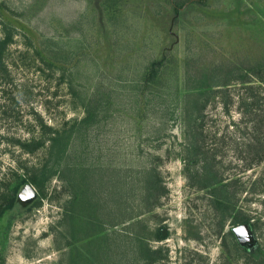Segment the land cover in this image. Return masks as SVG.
Returning <instances> with one entry per match:
<instances>
[{"label": "rangeland", "instance_id": "obj_1", "mask_svg": "<svg viewBox=\"0 0 264 264\" xmlns=\"http://www.w3.org/2000/svg\"><path fill=\"white\" fill-rule=\"evenodd\" d=\"M5 35L0 264H264V0H0Z\"/></svg>", "mask_w": 264, "mask_h": 264}, {"label": "trees", "instance_id": "obj_2", "mask_svg": "<svg viewBox=\"0 0 264 264\" xmlns=\"http://www.w3.org/2000/svg\"><path fill=\"white\" fill-rule=\"evenodd\" d=\"M181 7V6H179ZM176 10H178V7L176 8ZM179 14H181V12H179ZM8 37L5 35L4 37L0 38V73L1 71L4 70V64L2 61V57H1V53L4 50V47L8 44ZM157 64L156 61H152L148 67L149 70H147L148 72L146 73L147 76L152 74V68ZM248 80H241L240 83H242L243 88H244V97H240V100H245V99H250L251 98V91H252V86L250 84H248ZM201 87H207L206 85H204L203 83L200 84H196L195 86H193V88H201ZM203 106V105H202ZM54 133V132H52ZM57 137H49L47 139L49 147H52L53 145H55V141L57 140ZM30 182L35 183L37 186L39 185V183L37 182L36 178L32 177ZM16 187H12L11 191H7L6 186L0 187V213H2V210L5 208H7V204L10 205L11 202H13L15 200L16 197ZM81 219V218H80ZM83 220H81L82 222V226L86 227L88 225V220L85 218H82ZM75 222H80L79 218L75 219ZM71 228L73 229L74 226H71ZM156 240H162L163 238H165L164 236L160 235V230H158L156 232ZM143 237V236H142ZM142 237H138L137 238V242L139 245L140 250L142 251V260L144 262V264H152L155 261H158L162 258H164L163 254H161L162 250L164 249L163 247H156V248H148L147 245L145 243H143V239ZM239 244V243H238ZM250 244V243H249ZM249 244H245V245H241L239 244L241 247H244L246 245Z\"/></svg>", "mask_w": 264, "mask_h": 264}, {"label": "water", "instance_id": "obj_3", "mask_svg": "<svg viewBox=\"0 0 264 264\" xmlns=\"http://www.w3.org/2000/svg\"><path fill=\"white\" fill-rule=\"evenodd\" d=\"M34 196V191L29 184H24L22 188L17 192V197L21 201H26ZM232 233L235 236L236 241L241 244H249L251 242L250 231L245 224L235 225L231 228ZM160 235L164 236V229L160 230Z\"/></svg>", "mask_w": 264, "mask_h": 264}, {"label": "flooded vegetation", "instance_id": "obj_4", "mask_svg": "<svg viewBox=\"0 0 264 264\" xmlns=\"http://www.w3.org/2000/svg\"><path fill=\"white\" fill-rule=\"evenodd\" d=\"M161 230V229H160ZM249 230V229H248Z\"/></svg>", "mask_w": 264, "mask_h": 264}]
</instances>
